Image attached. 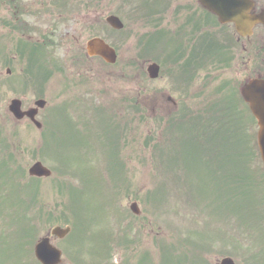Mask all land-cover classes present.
Instances as JSON below:
<instances>
[{"label":"rangeland","instance_id":"rangeland-1","mask_svg":"<svg viewBox=\"0 0 264 264\" xmlns=\"http://www.w3.org/2000/svg\"><path fill=\"white\" fill-rule=\"evenodd\" d=\"M144 1L18 0L21 10H29L24 3L34 4L30 8L35 20L45 18L52 24L58 20V38L64 27L70 31L69 51L51 49L68 67L62 78L56 74L49 94L57 92L59 81L80 84L72 74L76 68L72 62L86 55L83 74L92 79L96 96L86 99L82 110L86 126L77 124V130L82 132L91 123L96 135H102L100 106L111 107L121 123L129 122L130 130L116 162L100 137L93 145L92 164L84 159L78 165L82 158L78 146L66 149L72 138L43 139L28 126L15 137L4 129L2 122L10 114L8 103L0 102V264H39L34 245L52 229L69 226L73 233L54 241L63 251V264H220L228 257L236 264H250L249 257L264 252V168L256 148L258 129L237 94L249 81L264 78L263 30L255 32L248 53H241L234 32L230 33L234 50L201 53L220 54L214 64L226 67L219 76L217 66L198 72L191 86H182L166 66L160 81H155L148 74L147 54H141L145 47L140 41L148 30L141 12ZM159 1L160 7L169 5L171 10L188 3ZM58 3L70 6L61 11ZM196 10L200 12L198 6ZM4 12L10 17L14 11ZM110 15L122 20L124 31L106 25ZM159 31L155 27L148 38L153 41ZM92 38H101L116 50L115 66L88 55ZM180 66L176 75L182 74ZM231 103L243 112L232 113ZM231 119L237 121L231 124ZM233 160L244 169L231 175H243V180L230 185L226 171ZM37 161L52 170L53 178L29 177V168ZM135 202L142 211L139 218L130 210ZM107 245L113 246L111 250Z\"/></svg>","mask_w":264,"mask_h":264},{"label":"flooded vegetation","instance_id":"flooded-vegetation-1","mask_svg":"<svg viewBox=\"0 0 264 264\" xmlns=\"http://www.w3.org/2000/svg\"><path fill=\"white\" fill-rule=\"evenodd\" d=\"M34 4L24 3L21 10L18 0H0V102L3 105L15 100L21 102L25 109L33 108L37 101L44 100L47 106L63 107V122L66 124L67 132H76L77 124L82 125V121L75 117L77 108H83L86 99L92 101L96 96L94 84L85 80L87 68L85 66L86 55L83 58L75 57L72 65L75 68L72 74L80 80V84L70 85L67 81H59L57 92L49 94V86L54 82L57 73L62 78L64 59L58 60L51 54V49L59 48L60 51H69L68 37L70 31L62 30L61 38L56 35L58 20L54 24L45 18H37L33 13ZM61 11L68 8L67 3H58ZM23 8V9H24ZM4 10L12 12V16L7 17ZM30 12V14H26ZM188 14L187 19L181 22L179 28V16ZM165 15V14H164ZM174 18V38L186 40L197 32L198 22L196 14H193L192 5L179 9L178 12H170ZM38 27L39 29H37ZM59 66H52L53 63ZM78 75V78H77ZM50 96V97H49ZM58 97L53 100V97ZM42 118V113H39ZM51 117V111L47 115V122ZM54 125L55 121H51ZM49 124V123H48ZM49 130L51 127L49 125Z\"/></svg>","mask_w":264,"mask_h":264},{"label":"water","instance_id":"water-1","mask_svg":"<svg viewBox=\"0 0 264 264\" xmlns=\"http://www.w3.org/2000/svg\"><path fill=\"white\" fill-rule=\"evenodd\" d=\"M202 2L206 7L217 13L222 22H235L238 31L242 34L250 32L254 23L257 22L256 18L249 15V4L245 0H202ZM91 50H95L99 54H109L111 57V52L101 42L94 43ZM242 94L260 122V143L264 156V81L252 82L243 89ZM31 173L38 176L50 174L40 164L36 165ZM66 232L68 231H55L60 236L65 235ZM37 256L43 263L51 264L54 259L58 258L59 252L49 246L48 241L45 240L37 247ZM222 264L233 263L230 260H224Z\"/></svg>","mask_w":264,"mask_h":264}]
</instances>
